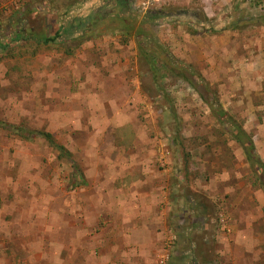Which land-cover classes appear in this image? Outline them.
<instances>
[{
    "label": "rangeland",
    "instance_id": "1",
    "mask_svg": "<svg viewBox=\"0 0 264 264\" xmlns=\"http://www.w3.org/2000/svg\"><path fill=\"white\" fill-rule=\"evenodd\" d=\"M145 1L0 0V264H264V0Z\"/></svg>",
    "mask_w": 264,
    "mask_h": 264
},
{
    "label": "trees",
    "instance_id": "2",
    "mask_svg": "<svg viewBox=\"0 0 264 264\" xmlns=\"http://www.w3.org/2000/svg\"><path fill=\"white\" fill-rule=\"evenodd\" d=\"M98 19L97 20H103V16H102V13H98ZM261 22L264 23V19L261 18L260 19ZM76 26H82L80 24V22H72V23H68L64 26H62L58 32H56L54 34L53 37H45V36H42L40 37L39 39L37 38H34L35 39V42L38 43V44H48V43H51V42H54V40L60 36H66V35H70L72 33V30L74 27ZM126 27V26H125ZM233 27V26H232ZM235 27V26H234ZM233 27V28H234ZM128 31H126L124 34V38H128V33H129V29H127ZM63 31V32H62ZM142 29H139V32L138 33H142ZM31 37V36H30ZM33 37V36H32ZM21 38V34H18L15 36V40ZM25 39H28L27 37ZM1 46V45H0ZM149 50L148 49H143V48H140L139 47V54L140 56H142V59L145 61V63L147 64V66L149 67L152 75H155L157 74L159 71H158V67L155 65L154 61H153V57L151 56V54L148 52ZM68 53H72L71 51H69ZM164 68L167 70V71H171L168 67H167V64L164 63ZM180 77H184L182 74H179ZM13 128V127H12ZM16 131L18 132H21L22 133V129H19V128H14ZM27 133V139L30 138V136H39L41 138H43L45 141H47L54 149L58 150V151H64L63 150V147L61 145H58L52 138L49 134L47 133H44V132H26ZM232 139L237 142L240 147L242 148V151L244 153V155L246 156L247 160L249 162H251L252 165L254 164H260L259 162V158L256 154V151H255V148H254V144L252 142V139L247 136L245 134V132L239 127L237 126L235 128V133L232 135ZM258 174L261 175L258 177V180L259 182L261 183L262 185V189L264 190V168L262 165H259L258 166ZM262 212H263V216H264V206L262 208Z\"/></svg>",
    "mask_w": 264,
    "mask_h": 264
},
{
    "label": "crops",
    "instance_id": "3",
    "mask_svg": "<svg viewBox=\"0 0 264 264\" xmlns=\"http://www.w3.org/2000/svg\"><path fill=\"white\" fill-rule=\"evenodd\" d=\"M86 92H90V90H87ZM79 97H80V96H79ZM83 97H84V94L81 95V98H83ZM101 102H102V103H99V108L101 109L100 113L103 112V110H104V104H103V101L101 100ZM102 106H103V107H102ZM134 166H137V165L135 164ZM140 183H141V181H140ZM140 183L136 180V182H135V186H138ZM127 196H128V194L126 195V197L123 196V200L125 199L126 202L128 203V202L134 200V199L136 198V196L139 197V194H136V195H134V196L131 197V198H130V196H129V197H127ZM145 201H146V198H145V196H143V197L140 199V203H145ZM134 235H135V236H134ZM133 236H134V237H133ZM133 236H132V237H133V238H132V241H133V242H136V243H140V242H142V244L144 245L145 242L147 241V240H146V237H145L144 235H142L141 232H140L139 234L134 232ZM136 239H138V240H136Z\"/></svg>",
    "mask_w": 264,
    "mask_h": 264
},
{
    "label": "built area",
    "instance_id": "4",
    "mask_svg": "<svg viewBox=\"0 0 264 264\" xmlns=\"http://www.w3.org/2000/svg\"><path fill=\"white\" fill-rule=\"evenodd\" d=\"M148 3H149V1L146 0V1L143 3V5L148 4ZM167 258H168V256H166V254H163L162 256H160V258H159V262H160V264H163Z\"/></svg>",
    "mask_w": 264,
    "mask_h": 264
}]
</instances>
